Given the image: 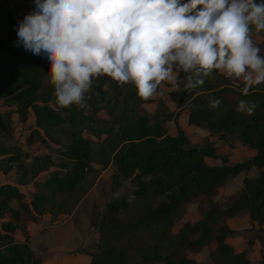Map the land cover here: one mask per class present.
I'll return each instance as SVG.
<instances>
[{
    "label": "trees",
    "instance_id": "trees-1",
    "mask_svg": "<svg viewBox=\"0 0 264 264\" xmlns=\"http://www.w3.org/2000/svg\"><path fill=\"white\" fill-rule=\"evenodd\" d=\"M15 10L0 2V97L7 107L4 113L0 111V133L9 134L10 116L14 113L19 124L28 123L24 144L39 142L41 148L31 154L19 145L0 144V172L8 173L14 167L16 184L43 174L27 201L14 184L0 183V264H42L27 244V232L21 239L15 236L20 220L37 222L44 214L55 216L63 212L75 186L94 169L92 163L113 170L114 186L124 179L135 181L134 198L141 201L138 213L131 218L120 215L128 206L125 197L105 202L98 232L109 233L111 239L125 244L103 246L90 255L89 264H198L185 253L202 248L208 250L212 264H264L262 244L258 257L251 261L244 251L235 252L225 240L237 233L228 228L226 220L240 212L247 213L249 225L263 230L264 93L256 92L254 86L250 95L242 96L244 86H234L216 69L196 91L174 89V103L177 109L187 110L189 124L206 130L208 136H216L228 149L237 143L253 150L235 162L229 161V154L218 153L211 142L191 144L175 123L177 113L173 117L175 132L168 133L165 120L172 114L163 99L158 98L155 111L146 114L139 104L150 99L139 97L132 82L129 92L114 101L113 107L119 104L120 112L111 122L96 116L103 106L106 76L94 78L86 107L58 110L53 87L43 82L44 78L49 79L47 60L15 44ZM261 36L264 44V30ZM183 77L181 72L179 79ZM162 83L172 88L169 83ZM211 98L222 100L218 108L209 107ZM241 99L257 105L252 115L236 111ZM55 127L64 137L58 146L48 142ZM92 144L97 145V150H91ZM205 157L218 159L219 164L209 165ZM252 168L259 170L257 176L244 177L239 192L228 203L221 205L213 200L230 176ZM11 200L17 202L16 208L11 206ZM192 202L203 204L199 218L183 222L172 233L175 219ZM4 215L7 219H2ZM138 240L142 242L137 243ZM251 244L247 240L249 247Z\"/></svg>",
    "mask_w": 264,
    "mask_h": 264
},
{
    "label": "clouds",
    "instance_id": "clouds-1",
    "mask_svg": "<svg viewBox=\"0 0 264 264\" xmlns=\"http://www.w3.org/2000/svg\"><path fill=\"white\" fill-rule=\"evenodd\" d=\"M16 45L48 62L58 110L87 106L95 79L132 82L139 97L198 90L213 70L242 78L241 95L264 83V55L250 25L264 30V0H33ZM183 72V88L179 74ZM95 78V79H94ZM221 99L211 98L216 109ZM257 105L241 99L238 113Z\"/></svg>",
    "mask_w": 264,
    "mask_h": 264
},
{
    "label": "rangeland",
    "instance_id": "rangeland-1",
    "mask_svg": "<svg viewBox=\"0 0 264 264\" xmlns=\"http://www.w3.org/2000/svg\"><path fill=\"white\" fill-rule=\"evenodd\" d=\"M43 82L46 85L49 83V79L44 78ZM6 110L7 107L2 103V98L0 97V111L4 113ZM118 114L119 110H116L112 115H108L105 121L111 122ZM10 118L9 134L0 133V144L6 147L19 145L24 150L33 154L34 147H37L39 142H35L29 146L24 144L25 128L28 125L27 121L24 124H19L14 113L11 114ZM63 141L64 137L61 134L60 128H53L48 142L53 146H58ZM91 150H97V145L92 144ZM240 156L241 152L238 149L232 155V159H238ZM92 166H94V169L86 173L84 178L75 186L74 192L68 198L63 212L55 216L44 214L39 222L20 220V227L16 230L15 236L21 239L24 232H27L28 237V230L32 232L29 245L33 254L39 257L42 264H89L90 255L98 253L103 246L125 244L120 239H111L109 233H99L97 227L104 204L110 199L126 198L128 202L127 209L121 212L120 215L131 218L138 213L141 200L134 198L133 194L137 184L135 181L124 179L120 180L119 185L114 186L113 176L115 173L109 166L103 169L97 163H92ZM258 172L259 170L257 169H251L244 173L230 176L218 188L213 200L221 205L228 203L239 192L242 186V179L244 177H255ZM42 174L36 178L26 179L23 184H16L15 169L12 167L8 173L2 174L0 172V183L8 182L14 184L22 191L23 200L27 201L29 193L35 188V184ZM10 204L14 208L17 207L15 200H11ZM200 208L204 209L203 204H199V202H192L187 205L182 215L175 219L171 232H177L185 221L193 222L194 219L197 220ZM235 217L239 218L237 219L238 221L230 222L232 229L234 228L233 231H237V233L228 236V240L232 242L231 244H238L242 240V243L245 244L242 251H244L248 259L252 260L253 257L258 256V249L261 244L264 246V230L259 231L253 225H249L246 212H240ZM231 218L233 217L231 216ZM2 219H7V215H4ZM244 219L246 220L245 223ZM239 220L242 221L241 224ZM231 237H236L237 240H230ZM141 239L143 240L144 237ZM253 239L258 243V246H255V248L247 245V240L253 243ZM139 242L142 241L138 240L137 243ZM235 247L237 248V245ZM198 252H200V258L203 260V262L198 264H212L206 248H202ZM131 254L135 256L133 251Z\"/></svg>",
    "mask_w": 264,
    "mask_h": 264
},
{
    "label": "crops",
    "instance_id": "crops-1",
    "mask_svg": "<svg viewBox=\"0 0 264 264\" xmlns=\"http://www.w3.org/2000/svg\"><path fill=\"white\" fill-rule=\"evenodd\" d=\"M0 2H4V5L9 9L16 8L15 12L13 13V19L15 22H19V21L23 20L24 16L27 15L28 13H30L31 11H33L34 7H35L33 0H0ZM249 34H250V38L254 42V45L261 49L260 53H264V45L262 43L261 30L256 29L255 25H250V33ZM217 72L219 75H223V76L227 77L229 79V82L231 84H233L234 86H237L239 84H240V87L244 86L245 82L243 81L242 78H237V80H235L234 77H228L222 70H217ZM164 82L168 83V81H164ZM121 87H123V88H121ZM132 87H133V85H131L130 82L127 85L121 86V85H119L118 82L113 81L110 77H106V82L102 86V90L105 91V94L103 95V97L101 99L103 106L96 112V116L99 118V120L105 121V120H107L108 115H112L116 110H119V108H120L119 104L115 105L113 107L114 101L119 100L124 94L129 92V90ZM256 88H257L256 92H263L264 93V83L256 86ZM173 94H174L173 88L164 87L163 88V96H158V95L154 94L152 97L149 98L150 101L141 102L139 104V109L144 111L146 114H152L157 107V99L162 98L164 101V105H165L166 110L172 114L170 117L166 118V120H165V128H166L168 133L173 134L175 132L174 125L176 123V125L187 136V138L191 144L202 145L205 142H211V143H213V145L217 149L218 153L229 154V161H231V162H235L239 159V158L235 159V160L232 159V155L238 149H240V152H241L240 158L243 156H249L253 153V150L247 149L246 147L241 146L240 144H237V143L231 149H228L226 145L221 144V142L216 138V136H214V135L208 136V133L206 130H204V129L196 126V125L189 124L187 122V110L184 107L177 109V107L174 103V100H173ZM175 114H176V117H175V123H174L173 117ZM204 161H205V163H207L209 165H218L219 164V160L214 159V158L205 157ZM92 167H94V166H92ZM235 216H237V215H235ZM235 216H232L233 218L230 217L231 219L228 218L226 220V224H227L228 228L231 230H234V228L232 229L230 221L236 222V221H238L237 219H239L238 217H235ZM41 217H43V215ZM185 219L187 220V218H185ZM39 221H37V222H39ZM194 221H196V220L194 219L193 222ZM241 222L242 221L239 220L240 224H241ZM245 222H246V220L244 219V223ZM253 227L256 228V225H254ZM261 227L264 230V226L262 225ZM28 231H29L28 232L29 237H28L27 244L30 248L29 242L32 238V232L30 230H28ZM225 240L230 246H232V248L235 252H240L245 247V244L242 243V240L238 244L237 243L231 244L232 242L228 240V237ZM230 240H237V238L231 237ZM253 240L254 241L251 244V247L255 248V246H258V243L255 239H253ZM235 245H237V248L235 247ZM31 251H32V249H31ZM199 253L200 252H198V251L197 252L186 251L185 254L187 257L193 259L196 263H201V262H203V260L200 258L201 255ZM32 254H33V252H32ZM33 256L36 257L34 254H33ZM257 257L258 256L253 257V259L251 261H253ZM36 258H39V257H36Z\"/></svg>",
    "mask_w": 264,
    "mask_h": 264
},
{
    "label": "built area",
    "instance_id": "built-area-1",
    "mask_svg": "<svg viewBox=\"0 0 264 264\" xmlns=\"http://www.w3.org/2000/svg\"><path fill=\"white\" fill-rule=\"evenodd\" d=\"M40 148H41V147H40V145L38 144L37 147H34V152H33V153H36L37 151H39Z\"/></svg>",
    "mask_w": 264,
    "mask_h": 264
}]
</instances>
